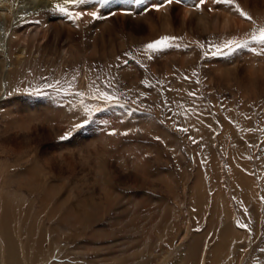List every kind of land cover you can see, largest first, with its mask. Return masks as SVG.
<instances>
[{
    "label": "rangeland",
    "instance_id": "obj_1",
    "mask_svg": "<svg viewBox=\"0 0 264 264\" xmlns=\"http://www.w3.org/2000/svg\"><path fill=\"white\" fill-rule=\"evenodd\" d=\"M249 2L262 23L224 32L210 12L209 34L179 33L155 53L150 27L162 24L147 2L125 20L105 6L88 52L80 32L53 23L45 38L37 24L22 33L28 63L0 83L2 264L7 232L23 264H200L206 253L210 264H264V46L213 54L264 28V0ZM171 10L178 33L184 7Z\"/></svg>",
    "mask_w": 264,
    "mask_h": 264
},
{
    "label": "bare ground",
    "instance_id": "obj_2",
    "mask_svg": "<svg viewBox=\"0 0 264 264\" xmlns=\"http://www.w3.org/2000/svg\"><path fill=\"white\" fill-rule=\"evenodd\" d=\"M148 6H153V5H158V4H163V7H160L158 11V16H159V22L162 24L160 29H154V24L153 27L151 26V30L154 33L155 37L157 38H161V36H170V37H177L179 36V33L181 34H185L187 37L188 34L189 36H195L196 29L200 30L201 32L204 33H208V28L212 25H210L211 23V13L213 14L217 13L218 15H220L221 17V21H222V27L225 31H231L232 30V26L234 28V26H236L237 23H241V24H249L251 23L249 20H247L246 18H244L243 16H241L239 14V11L237 10V8L235 7V5H238L240 9H242L243 11H245L246 13H248V15H250L253 19L252 20H256L257 24L262 23L263 19H259L260 16H254L251 15L250 12V2L249 0H233V5H227L224 3H214L213 0H206V2L203 5H200L199 8L196 7L198 0H184V2L182 3H178L176 2V0H173V2L171 4H168L165 2V0H147ZM253 3V2H252ZM57 4H60L61 6L67 7L68 10L70 12H83L84 15L80 18L77 19L75 21V23L73 22L72 19H70L67 15L54 10L55 6ZM182 5L184 7V11H183V16L181 14L180 17V22L178 24H180V28L177 31H172V29H169V27L172 25V15H170L171 13V8L173 7V5ZM112 7V8H111ZM111 10L114 11V13L121 15L122 19H127L129 17V15L132 13H140L141 9L140 6L138 4H136L134 2V0H115V3H113V5L111 6ZM139 7V8H138ZM109 8V9H110ZM178 8V7H177ZM262 8V7H261ZM108 9V8H107ZM254 9V8H253ZM264 10V9H263ZM95 11L98 13V15H100V17L102 19L99 20H105L107 19L105 17V13H106V7L102 6L98 3L95 2V0H92V3L86 4V5H81V6H74L72 4H65V0H0V83L1 85H4L6 82L3 78H5L3 75V73L8 72V73H12L14 69L17 68H21L23 67V64L28 63V58H29V54L31 55V50L32 48L29 47V41L27 40V38L23 37L22 33H25L26 31H29L32 29H34V26H36L35 24H37V27L35 28H39L41 33L44 35V38L51 33L52 31V23L55 24V27H58V31L60 30L62 32V30L65 28L70 29V30H77V32H80V34L82 35V40H83V45L85 46V49L87 50L86 52H88V50L93 49L92 47L95 46V44L93 43V41L91 40L92 36H93V32H94V26L95 22L94 18L90 15H88L89 12ZM110 12V11H109ZM143 12V11H142ZM181 12V11H180ZM210 13V14H209ZM259 14V11H258ZM180 15V14H179ZM261 15V14H260ZM150 16V15H149ZM263 16V15H262ZM179 17V16H178ZM146 18V17H145ZM214 18V16H213ZM121 19V20H122ZM175 19V18H173ZM218 19V18H217ZM112 19H108L105 21V24H109L111 23ZM177 20V17H176ZM213 20V19H212ZM98 21V20H97ZM94 24L92 25L91 24ZM101 22V21H100ZM104 22V21H103ZM124 22V21H123ZM158 22V25H159ZM177 22V21H176ZM175 22V23H176ZM90 23V24H89ZM98 23V22H97ZM114 23V22H113ZM152 23V22H150ZM220 23V22H219ZM210 25V26H209ZM238 25V24H237ZM197 26V28H196ZM256 26V25H255ZM173 27V26H172ZM246 27L248 28L249 26L246 25ZM96 29V28H95ZM178 29V28H177ZM254 29V28H253ZM155 30V31H154ZM211 30V29H210ZM248 30V29H246ZM96 31V30H95ZM172 31V32H171ZM218 32V31H217ZM249 32V31H248ZM96 33V32H95ZM211 33V32H210ZM241 33V32H240ZM181 34V35H182ZM209 34V33H208ZM217 34V33H216ZM228 34V33H227ZM226 34V35H227ZM246 34V33H245ZM258 34V33H257ZM95 35V34H94ZM203 35V34H201ZM242 35V34H241ZM42 36V35H41ZM188 36V37H189ZM225 36V35H224ZM234 36V35H233ZM43 37V36H42ZM239 38V37H238ZM241 38V37H240ZM244 38V37H243ZM67 39V38H66ZM65 39V40H66ZM191 39V38H190ZM39 40V39H38ZM37 40V41H38ZM36 41V42H37ZM184 41V40H183ZM192 41V40H191ZM69 42V41H68ZM77 42V41H76ZM75 42V43H76ZM38 43V42H37ZM36 43V44H37ZM43 43V42H42ZM32 44V43H31ZM41 44V43H40ZM39 44V45H40ZM65 44V43H64ZM63 44V45H64ZM78 44V43H77ZM73 45L71 47L72 50H69L71 54H76L79 53L81 51V47L79 45ZM41 46V45H40ZM44 46V45H43ZM249 46V45H248ZM33 47V45H32ZM98 47V46H97ZM41 48H43L41 46ZM47 48V47H46ZM31 49V50H30ZM38 49V48H37ZM62 49V48H61ZM68 49V48H67ZM67 49L65 50L64 48L62 50H64L65 54H69V51L67 52ZM83 49V48H82ZM253 50L256 48H252ZM52 50V49H51ZM39 51V50H38ZM60 51V50H59ZM49 52V51H48ZM56 52V51H55ZM61 53V52H60ZM63 53V54H64ZM234 52H232L231 54H233ZM52 54V53H51ZM62 54V55H63ZM64 54V55H65ZM228 55V54H227ZM243 55V54H241ZM237 54H235L233 56V58L237 59ZM256 56V55H255ZM34 57V56H33ZM67 57V56H66ZM239 57V56H238ZM243 59V58H242ZM263 59V58H262ZM260 60V58H259ZM256 61V60H255ZM264 61V60H263ZM262 61V62H263ZM221 62V61H220ZM236 62V60H235ZM258 62V61H257ZM261 63V62H260ZM222 64V63H221ZM238 64V63H237ZM262 64V63H261ZM218 65V64H217ZM216 65V66H217ZM223 65V64H222ZM224 65H226L224 63ZM236 65V64H234ZM258 65V64H256ZM211 66V65H210ZM220 66V65H219ZM218 66V67H219ZM248 66V65H246ZM259 66H263L260 65ZM10 67H14L13 69H11ZM217 67V68H218ZM249 67V66H248ZM247 67V69H248ZM260 67V68H261ZM22 69V68H21ZM219 70V68H218ZM262 70V69H261ZM11 71V72H10ZM21 71V70H20ZM19 71V72H20ZM229 71V70H228ZM225 72V71H224ZM223 72V73H224ZM18 73V72H17ZM252 74V73H251ZM254 74V73H253ZM225 75V74H224ZM224 75L222 77H224ZM262 74L259 73V76H261ZM3 76V78L1 77ZM264 76V75H263ZM254 77V76H253ZM212 78V77H211ZM224 80V79H223ZM250 80V78H249ZM248 81V80H247ZM255 81V80H254ZM260 81V80H259ZM5 82V83H4ZM243 82L245 84H247L248 82L244 81ZM251 82V80H250ZM249 82V83H250ZM262 82V81H261ZM254 85V82H251ZM257 83V81H256ZM240 84V83H239ZM244 85V84H243ZM258 85V83H257ZM7 86V85H6ZM247 86V85H246ZM245 86V88H246ZM250 86V85H249ZM252 86V85H251ZM238 87V86H237ZM258 87V86H257ZM4 88V87H3ZM7 88V87H6ZM4 90V89H3ZM8 90V89H7ZM246 90V89H245ZM10 99V98H9ZM12 100V99H11ZM10 100V101H11ZM6 100L2 99V97L0 98V102H4ZM50 103H54V99H49L48 100ZM48 104V103H47ZM33 106V105H32ZM37 107V106H36ZM44 107V106H43ZM51 108V107H50ZM35 109V108H34ZM40 109V108H39ZM54 109V108H53ZM52 109V110H53ZM40 111V110H39ZM46 111V110H45ZM44 111V112H45ZM48 111V109H47ZM46 111V112H47ZM14 113V112H13ZM32 113V112H31ZM35 113H37L35 111ZM39 113V112H38ZM17 114V113H16ZM44 114V113H43ZM29 115V114H28ZM16 116V115H15ZM30 116V115H29ZM32 117V114L31 116ZM5 118V117H4ZM202 118V117H201ZM18 119V118H17ZM29 119V118H27ZM31 119V118H30ZM148 124V123H147ZM146 125V124H145ZM104 130V129H103ZM115 131V130H114ZM170 140V139H169ZM102 142V141H101ZM175 143V142H174ZM101 150V149H100ZM91 158V157H90ZM208 168V167H207ZM101 171V170H100ZM43 172V171H42ZM99 172V170H98ZM99 174V173H98ZM243 174V173H242ZM156 176V175H155ZM157 177V176H156ZM240 177V176H239ZM102 179V178H101ZM107 179V177H106ZM247 179V178H246ZM245 179V180H246ZM103 185H105L106 183H102ZM104 187H102L103 190ZM91 193V192H90ZM94 195V194H93ZM106 196V195H105ZM11 200V199H10ZM17 201V200H16ZM60 209V208H59ZM232 211V210H231ZM6 218V217H5ZM82 225V224H81ZM5 226V225H4ZM84 226V225H83ZM231 228V227H230ZM5 229V228H4ZM86 229V228H85ZM227 229V228H225ZM232 229V228H231ZM87 230V229H86ZM234 231V229H233ZM3 232V231H2ZM4 232H6L4 230ZM225 233H229V234H233L231 232V230H227L226 232L224 231V235ZM184 234V233H183ZM236 234V233H235ZM240 235V234H239ZM1 236H4L1 235ZM7 238V247H6V252H5V257H6V264H23L20 262L19 257L17 256V254H20V256L22 257V261H23V256L21 255V251L18 250L17 253V244L16 239L14 237V235L12 234V232H7L6 237H4V239ZM185 238V235L184 237ZM181 238V240H182ZM235 238V237H234ZM242 238V237H241ZM246 238V237H245ZM3 239V238H2ZM192 239V238H191ZM190 239V240H191ZM225 239V237H224ZM40 241V240H39ZM143 241V240H142ZM232 241V240H231ZM178 242V241H177ZM181 242V241H180ZM223 243V242H222ZM114 245V244H113ZM177 245V244H176ZM2 245H0V264L3 263V254L2 252ZM115 246V245H114ZM198 246V245H197ZM217 246V245H216ZM5 247V246H4ZM118 247V246H117ZM113 246H111L109 249L112 250ZM126 248H128L126 246ZM193 248V247H192ZM118 249V248H117ZM219 249V248H218ZM100 251L102 252V250H95V253L97 256H101L99 255ZM149 251V250H148ZM152 251V250H151ZM119 252V251H118ZM190 252V251H189ZM192 252V251H191ZM194 252V251H193ZM4 253V250H3ZM121 254V253H119ZM151 254V253H149ZM195 254V253H194ZM212 254V253H211ZM123 255V254H122ZM125 255V254H124ZM159 255V254H158ZM183 256V255H182ZM192 256V255H190ZM209 255H205L204 259L201 257V262H199L200 264H210V259L208 258ZM30 257V256H29ZM96 257V256H95ZM102 257V256H101ZM131 257V256H130ZM130 257H126V256H120L119 257H115V260L113 262H122V261H126L130 258ZM196 257V255H195ZM199 257V256H197ZM196 257V258H197ZM240 257V256H239ZM26 258V257H25ZM24 258V260H25ZM28 258V256H27ZM26 258V259H27ZM43 258V257H42ZM132 258V257H131ZM30 259V258H29ZM46 261L50 260V257H46L45 258ZM100 259V258H99ZM190 259V258H189ZM240 259V258H239ZM242 259V258H241ZM240 259V261H241ZM28 260V259H27ZM133 260V259H132ZM193 260V259H192ZM103 261V260H102ZM134 261V260H133ZM198 261V260H197ZM239 261V262H240ZM25 262V261H23ZM182 262V260H181ZM70 263V262H69ZM33 264H39L38 261H36V259L33 261Z\"/></svg>",
    "mask_w": 264,
    "mask_h": 264
},
{
    "label": "snow or ice",
    "instance_id": "obj_3",
    "mask_svg": "<svg viewBox=\"0 0 264 264\" xmlns=\"http://www.w3.org/2000/svg\"><path fill=\"white\" fill-rule=\"evenodd\" d=\"M95 2L102 5V6H107L109 4L115 3V0H95ZM134 2L136 4H145L147 2V0H134ZM165 2L168 4H171L173 2V0H165ZM176 2L182 3V2H184V0H176ZM205 2H206V0H198L196 7L199 8V6L203 5ZM213 2L217 3V4L224 3L227 5H233V0H213ZM89 3H92V0H65V4H72V5L77 6V7L81 6V5H86ZM152 7L155 8L156 10H159L160 7H163V4L153 5ZM235 7L237 8V10L239 11V14L241 16H243L244 18H246L249 21H251L253 19L250 15H248V13H246L245 11L240 9L238 5H235ZM54 10L59 11L65 15H67L70 19L73 20L74 23L77 19H80L84 15L83 12H70L67 7L61 6L60 4H57L55 6ZM88 15L92 16L94 19L101 18L98 15V13L95 11L89 12ZM176 39H178V38L177 37H170V36H163L160 39L149 43L146 47H147V49L151 50L153 53L161 52V51H164V50L172 47V44L170 42L174 41ZM249 43H259L260 45L264 46V28L259 30V34L253 33L250 41L246 40V41H242V42H237L236 40H229V41L225 42V44L222 46H216L215 52L213 54H218V55L231 54L232 52H234L240 48L248 47ZM48 87H51L55 91H58V92L62 91V89L56 88L55 85H48ZM37 94H39V93H37ZM79 95H83V94L79 93ZM97 98L102 99L105 102H113L114 101V97L107 92L101 93L100 96ZM85 111H86V115H91L93 110H89L87 108V106L85 105ZM87 122H88L87 119H85V121L82 124L77 125L76 127H83L84 124H86ZM183 130L187 131V129H183ZM64 138L66 139L67 137H64ZM241 227H247V226L241 225Z\"/></svg>",
    "mask_w": 264,
    "mask_h": 264
}]
</instances>
